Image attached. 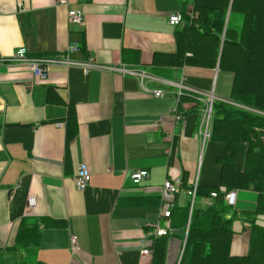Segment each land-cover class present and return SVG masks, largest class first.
I'll return each mask as SVG.
<instances>
[{"label": "crops", "instance_id": "0c3cea01", "mask_svg": "<svg viewBox=\"0 0 264 264\" xmlns=\"http://www.w3.org/2000/svg\"><path fill=\"white\" fill-rule=\"evenodd\" d=\"M65 1L0 0V264H20L17 235L32 225L39 264H152V254L141 256L142 242L152 225H165L159 213L164 181L182 180L180 208L195 182L219 186L217 159L225 152L210 138L202 144L201 103L187 94L177 100L174 84L230 100L233 74L219 67V58L214 68L175 64L182 25L167 19L189 13L193 0ZM232 1L225 24L238 31L242 18L230 14ZM69 11L83 14L82 26L69 25ZM70 45L78 50L69 60H91L99 68L85 73L54 64L47 82L39 83L26 65L8 62L19 48L30 57H52ZM121 68L149 78L140 82ZM154 90L165 97H154ZM245 149L239 145L237 171ZM80 163L89 170L83 191L73 182ZM137 171L148 176L133 185L130 175ZM234 192L230 208L240 231H233L230 254L243 256L251 235L243 215L254 211L256 194ZM257 222L264 226V215ZM180 243L167 238L162 264H176Z\"/></svg>", "mask_w": 264, "mask_h": 264}, {"label": "trees", "instance_id": "16d2710c", "mask_svg": "<svg viewBox=\"0 0 264 264\" xmlns=\"http://www.w3.org/2000/svg\"><path fill=\"white\" fill-rule=\"evenodd\" d=\"M228 5L229 0H193V8L181 15L182 26L175 33L174 62L214 68L219 58V67L233 74L230 101L242 107L213 104L210 140L225 147L224 155L217 159L218 187L256 194L254 211L243 215L251 231L248 252L230 254L237 215L225 204L218 187L197 184L193 201L187 195L189 186L185 205L173 210L172 232L153 243L152 264H162L170 236L181 242L185 238L178 264H264V226L257 222L264 215V0L232 1L230 14L239 13L242 18L238 31L225 24ZM242 144L246 146L244 165L237 171L235 162ZM37 235L36 225L19 231L16 248L24 251L20 264H39L33 252Z\"/></svg>", "mask_w": 264, "mask_h": 264}, {"label": "built area", "instance_id": "2783aa9c", "mask_svg": "<svg viewBox=\"0 0 264 264\" xmlns=\"http://www.w3.org/2000/svg\"><path fill=\"white\" fill-rule=\"evenodd\" d=\"M57 4L64 5L66 4L65 0H56ZM67 20L69 25L71 26H82L84 22L83 14L80 11H69L67 13ZM167 23L170 26H178L181 25V15L178 13L171 14L168 19ZM78 50V47L76 45H70L67 47L65 53L59 54L52 57H30L27 55V52L24 48L17 49L11 59L8 62H15L20 63L23 65H26L32 74V76L39 82V83H45L48 80V73H49V67L54 64L62 65V66H77L83 69L85 73L89 72L90 70L97 69L99 66H97L95 63H93L91 60L85 61V62H76L71 61L67 58L68 53H73ZM113 69V68H111ZM120 72L126 73L130 76H134L140 80V82H143L145 78H149L148 75L145 74V72L142 71H135L132 69H118ZM175 86V98L179 100L181 96H184L185 94L191 96L196 101L201 103L200 108V122L198 126V136L204 144L211 135V123H212V115H213V104L216 102H222L225 104L242 107L230 100H223L220 98H217L212 92H204L201 90H197L194 88H191L189 86L184 85L182 82H177L174 84ZM153 96L156 98H163L165 97V93L161 90H154ZM173 115L175 117V120L180 123L182 121V115H180L177 111H173ZM148 176L146 171H137L133 172L130 175V180L133 185L140 184L141 181L146 179ZM74 186L78 191H83L89 183V170L86 166V164L80 163L77 167L76 174L73 178ZM181 185L180 178H173V179H167L164 181L161 189L159 190V200H160V206H159V213L162 219L165 220V225L163 227H160L157 225H152V230L147 232L145 234V238L143 239V248L141 250V256L143 257H149L152 254V245L153 243L160 237L167 236L171 233L170 228V219L173 210L175 209L176 205V198L177 194L179 192ZM197 183L195 182L191 188L187 191V195L191 198L193 201L194 195H195V189H196ZM218 192L223 195V201L226 205L233 206L235 204V197L236 192L234 191H226L224 187H218ZM212 197L215 196L214 193L211 194ZM35 201L32 197H29L27 200V206L32 207L34 206ZM70 248L72 252H75L78 250L77 244H76V238H71Z\"/></svg>", "mask_w": 264, "mask_h": 264}, {"label": "water", "instance_id": "95a60500", "mask_svg": "<svg viewBox=\"0 0 264 264\" xmlns=\"http://www.w3.org/2000/svg\"><path fill=\"white\" fill-rule=\"evenodd\" d=\"M184 242H185V238H184L183 241L180 243L179 255H178V259H177L176 264L179 263V260H180V258H181V255H182V252H183V247H184Z\"/></svg>", "mask_w": 264, "mask_h": 264}, {"label": "rangeland", "instance_id": "374dc122", "mask_svg": "<svg viewBox=\"0 0 264 264\" xmlns=\"http://www.w3.org/2000/svg\"><path fill=\"white\" fill-rule=\"evenodd\" d=\"M237 225H238V222L233 223L232 231H240L239 228H237L238 227Z\"/></svg>", "mask_w": 264, "mask_h": 264}]
</instances>
